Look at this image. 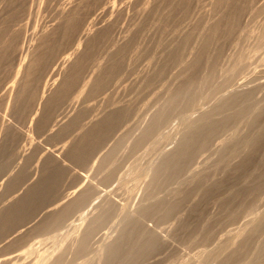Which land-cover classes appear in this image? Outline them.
Segmentation results:
<instances>
[{"label": "rangeland", "instance_id": "374dc122", "mask_svg": "<svg viewBox=\"0 0 264 264\" xmlns=\"http://www.w3.org/2000/svg\"><path fill=\"white\" fill-rule=\"evenodd\" d=\"M175 1L177 0H0V25L4 23L6 26H1L5 31L0 29L3 33L0 36V49L5 51L11 42L6 49H10L9 55L3 60L0 59V214L20 198L18 195L24 196L39 183L49 168H52L50 165L60 161L57 165L64 171L55 183L54 194L51 193L41 202L44 205L38 204L36 210L29 214L31 216H26V219L18 221V224H13L14 228L11 226L0 233V264H117L115 262L119 260L114 262L110 258L112 250L117 247L116 243L121 242L118 243L121 246L120 255H124L134 246L142 245L146 237L148 240L149 237L157 240H149V244L147 242L145 246L142 245L139 254H134L128 264H146V260L147 264H264V0H232L233 3L227 0H178L185 8L178 6V1V4H173ZM76 6L85 15H81L80 30L62 44L41 69L39 80L34 84L37 95L29 107H26L28 111L19 98L25 82L24 77L26 78L24 73L36 52H40L37 50L41 49L43 35L62 25L66 16L77 8ZM216 21L220 23L213 33L211 25ZM98 30L103 31L104 38L86 60L77 85L75 83L69 91L71 93L62 99L56 109L54 108L53 115L51 114L49 121L44 123L45 126H38V121L44 114L45 101L50 99L54 91L68 78L71 64L87 48L90 36ZM206 36L210 39L206 50L208 52L201 56ZM184 37L187 42L182 49ZM13 38L18 40L14 39L12 42ZM13 46L15 48L11 50ZM173 47L181 49L182 53L178 56L180 58L176 59L174 52L177 49L174 50ZM199 56V67L195 69L194 63V66H189ZM116 60L120 61V64L106 82L108 84L105 83L93 91L95 80L104 74V70L106 71L112 63L116 64ZM136 65L137 67L133 68ZM192 67L195 70H192ZM186 70L187 75L192 76L189 94L181 95L177 99L179 102L174 103L176 105H168L170 95L185 77ZM113 76L116 79L119 76L118 82ZM80 85H83L82 88ZM130 85L135 86L129 87ZM138 90L146 94L141 95ZM90 92L94 93V96L91 97ZM109 93L112 98L108 95L105 99ZM89 94L90 96H86ZM138 94L142 100H139ZM110 98L114 99L115 104L110 103ZM71 100L78 101L72 104ZM91 100H95L97 104L95 101L90 103L93 102ZM133 104H136V107ZM65 105H68V110ZM94 106L95 109H100V113L96 110L98 115L95 114ZM126 106H129V110ZM66 111H72V114L75 112L73 118L71 113L69 115ZM89 111L92 114H87ZM118 111H121L122 115L124 112L126 116L121 115V120L115 122L105 133L110 138L103 135L107 138L106 141L101 137L99 142L91 147V152H87L89 158L84 156L87 160H79L74 156L72 151L77 144L75 142H80L82 134L97 122L93 120L103 119L107 114ZM78 115L81 119H78ZM89 115H93L91 119ZM99 115H102L101 118ZM65 119L68 120L63 121ZM67 122L71 124L67 126L66 131L62 126ZM133 125L138 127L134 128ZM51 126L55 130L52 133L47 129ZM150 126L154 128H149ZM152 129L155 137L150 135L153 133L150 132ZM129 130L133 131L132 135ZM67 134L69 138L65 137ZM114 136L115 141L112 139ZM61 137H65V140ZM123 139L125 140L122 141ZM54 140H57L58 145H62H59L61 149L55 145ZM126 140L128 143L125 144ZM65 142L70 144L69 148ZM94 150L96 152L92 153ZM98 158L100 159L96 163ZM39 159L46 164L39 162ZM244 162H247L246 166L241 167ZM28 164L34 168H29ZM118 165L120 168H117ZM74 168H80L79 172L76 171L77 174H74ZM103 168L106 171H103ZM211 184L213 188L210 187ZM57 185H61L60 188ZM20 186L22 187L19 188ZM183 188L187 189V192L183 191ZM72 190L74 191L71 192ZM184 194L191 199H186ZM7 195H11L12 199ZM80 198L82 200L79 202L77 199ZM72 199L77 200L76 205L64 212L61 209L65 206L64 201L66 200V203ZM178 203L179 205H176ZM42 215L44 216L41 217ZM138 227L142 228V232ZM129 237L136 240L130 241ZM140 252L143 253L142 257ZM151 252L154 253L150 256ZM144 254H147V257ZM137 256L143 260H136ZM106 257H109V260ZM149 259H152V263Z\"/></svg>", "mask_w": 264, "mask_h": 264}, {"label": "bare ground", "instance_id": "6f19581e", "mask_svg": "<svg viewBox=\"0 0 264 264\" xmlns=\"http://www.w3.org/2000/svg\"><path fill=\"white\" fill-rule=\"evenodd\" d=\"M15 1V0H14ZM93 1V0H92ZM178 1V0H177ZM177 1H175V2H173V4L174 3H176V4H178L177 3ZM179 1H181V2H184V1H182V0H179ZM178 1V2H179ZM228 2H234V1H232V0H227ZM237 1V0H236ZM236 1H235V3H236ZM11 2H12V0H11ZM17 2V1H16ZM82 2V1H81ZM186 2V1H185ZM242 2V1H241ZM14 3V2H13ZM12 3V4H13ZM83 3V2H82ZM212 3V2H211ZM80 4V3H79ZM114 4V3H113ZM175 4V5H176ZM231 4V3H230ZM81 6H82V4H80ZM89 5V4H88ZM175 5H173L174 6V8H175ZM179 5H181V3L179 2V4H178V6ZM186 5V4H185ZM96 6V5H95ZM172 6V7H173ZM184 5H181V7H183ZM188 6V5H187ZM77 7V6H76ZM83 7V6H82ZM87 7V6H86ZM109 7V6H108ZM107 7V8H108ZM128 7V6H127ZM89 8H90V6H89ZM183 8H185V6L183 7ZM209 8V7H208ZM90 10H92V8L90 9ZM40 12V11H39ZM84 12V11H83ZM153 12V11H152ZM179 13V12H178ZM230 14V13H229ZM81 15H83V13H81V10L77 7V8H74L73 10H71V12L66 16V19H65V21H64V23L62 24V25H58V27H56L55 29H53L52 31H48V33H45L44 35H43V40H42V45L40 46L41 47V49L40 50H37V51H40V52H36V48H35V51H34V53L36 52V54L33 56L34 58L32 59V62L29 64V67L26 69V72L24 73V75L26 76V78L24 77V83H25V86H24V83H23V90L20 92V96H19V98H20V102H24V107H25V109L26 110H28L29 111V109H27L26 107H29V105L31 104V102H32V100L35 98V96L37 95V92H35V83H36V81L37 80H39L38 79V77H39V74H40V72H41V69L45 66V64L47 63V61L49 60V58L50 57H52L53 56V54H54V52L55 51H57V49L58 48H60V46L62 45V44H64L65 42H67V41H69V39L71 38V37H73V35L77 32V31H79L80 29H79V27H80V25H81V22H82V17H81ZM200 15V14H199ZM83 16H85V15H83ZM87 16V15H86ZM230 16V15H229ZM94 19V18H93ZM229 19V18H228ZM7 21V20H6ZM92 22V21H91ZM229 22V21H228ZM2 23V22H1ZM215 24H213V26L211 25V28H212V32L214 33V31H215V29H217V27H218V25H219V23L220 22H218V21H216V22H214ZM8 25V24H7ZM173 25V24H172ZM193 25V24H192ZM261 25V24H260ZM1 26L3 27H5L6 28V26H5V24L3 23V24H1L0 25V29H2L1 28ZM152 27V26H151ZM90 28H88V30H89ZM189 29V28H188ZM3 30V29H2ZM2 30H0V31H2ZM220 30H222V29H220ZM3 31H5V30H3ZM106 31V30H105ZM187 31V30H186ZM14 32V31H13ZM107 32H109V31H107ZM142 32V31H141ZM141 32H140V34H141ZM155 32V31H154ZM167 32V31H166ZM181 33V32H180ZM17 34V33H16ZM107 34V33H106ZM139 34V35H140ZM195 34H196V32H195ZM207 34H209V33H207ZM3 35V33H1L0 32V36H2ZM15 37H16V35H15V32H14V34H13ZM84 35V34H83ZM209 35H212V34H209ZM209 35H207V36H209ZM219 35V34H218ZM257 35V34H256ZM260 35V34H259ZM14 36H12V37H14ZM104 35H103V31L101 32L100 30H98L97 31V33L96 34H94V35H92V36H90L91 38L89 39V42H87L88 43V45H87V48H85V50L79 55V57H78V59L77 60H75V62L73 63V64H71V66H70V68H71V70H70V73H68L69 74V76H67L66 78V80H64L62 83H61V85L59 86V88L56 90V91H54V94H53V96L50 98V99H46L47 101H45V109H43L44 110V114H43V117H42V119H40L39 121H38V126H41L42 127V125L46 122V121H49V117H50V115L52 114V111H54V108L57 106V105H59V103L62 101V99L64 98V97H66L69 93H71V92H69L72 88H73V86L75 85V83L76 82H78L77 81V79L79 78V76H80V72H81V69H82V67L84 66V64L86 63V60H88L89 58V56L91 55V53H92V51L98 46V44L100 43V41L102 40V38H104L103 37ZM206 36V37H207ZM213 36V35H212ZM212 36H209L210 38H212ZM11 37V38H12ZM109 37V36H108ZM113 37V36H112ZM186 37V36H185ZM184 37V39L182 40V44L183 45H181V48L183 47V46H185L184 44L187 42V38H185ZM194 37V36H193ZM204 38V39H206V40H204L203 41V44H202V55L201 56H203V54L205 53V52H208V51H206L208 48V45H209V41H210V39H208V37L207 38ZM1 38V37H0ZM139 38V37H138ZM2 39V38H1ZM14 39H16V40H18V38H13L12 40V42H14L15 40ZM74 39V38H73ZM80 39H82V38H80ZM147 39V38H146ZM11 39H9V41H10ZM133 40V39H132ZM141 40V39H140ZM142 40H144V39H142ZM8 41V40H7ZM82 41H83V39H82ZM86 41V40H85ZM181 41V40H180ZM136 41H134V43H135ZM1 43V42H0ZM3 43V42H2ZM71 43V42H70ZM80 43V42H79ZM129 43V42H128ZM138 43V42H137ZM201 43V42H200ZM5 44V43H4ZM6 44H8V43H6ZM109 44V43H108ZM132 44V43H131ZM143 44V43H142ZM181 44V43H180ZM10 45H11V42H10ZM9 44H8V46L7 47H9L10 46ZM12 45H14V43H12ZM79 45V44H78ZM3 46L4 45H2V48H3ZM132 46V45H131ZM137 46V45H136ZM1 47V46H0ZM6 47V49H8ZM77 47V46H76ZM80 47V46H79ZM176 47H177V45H176ZM14 48H15V46H13V47H11V50H14ZM38 48H39V46H38ZM37 48V49H38ZM174 48V47H173ZM5 49V48H4ZM5 49V51L2 49H0V51H2L1 53H0V59L1 60H3V59H5V57H7L6 55L8 54L9 55V50H6ZM129 49V48H128ZM175 49H177V48H174V50ZM179 49V48H178ZM177 49V50H178ZM183 49V48H182ZM73 50H75V48L73 49ZM73 50H72V52H73ZM77 50V49H76ZM96 50V49H95ZM176 50V51H177ZM78 51V50H77ZM175 51V52H176ZM9 52V53H8ZM71 52V53H72ZM110 52V51H109ZM136 52V51H135ZM137 52H139V51H137ZM171 52H173V50L171 51ZM174 52V54H175V56H176V59L177 58H180V57H178L181 53H182V51H181V49H179L178 51H177V53H175ZM130 53V52H129ZM185 53V52H184ZM158 54V53H157ZM172 54V56H173V53H171ZM28 56V55H27ZM57 56V55H56ZM66 56V55H65ZM69 56V55H68ZM156 56V55H155ZM9 57V56H8ZM72 57V56H71ZM31 58H32V56H31ZM136 58V57H135ZM134 58V59H135ZM138 58V57H137ZM172 58V57H171ZM11 59V58H10ZM50 59H52V58H50ZM63 59H65V58H63ZM194 59V58H193ZM119 60V59H118ZM200 60H201V57L199 56V57H197L196 59H194L193 61H192V63H191V65H189V66H194V65H192L193 63L195 64V66L196 67H194L195 69H197L198 67H199V65H200ZM137 61V60H136ZM2 62V61H1ZM116 64H111L107 69H106V71L104 70V74H102L97 80H95V82H94V84H93V86H92V90L94 91H96V89H98L100 86H102L103 84H105L107 81H108V79H110L111 77V75L114 73V71L117 69V67L119 66V64H120V61H117L116 60ZM134 62V61H133ZM130 63V62H129ZM128 63V64H129ZM132 63V62H131ZM0 64H2V63H0ZM134 64V63H133ZM137 64V63H136ZM165 65V64H164ZM126 66H127V64H126ZM130 67V66H129ZM128 67V68H129ZM135 67H137V65L136 66H134L133 68H135ZM188 67V66H187ZM84 68V67H83ZM121 68V67H120ZM191 68V67H190ZM104 69V68H103ZM137 69V68H136ZM189 68H187V70H188ZM195 69H193V67H192V70H195ZM82 70H84V69H82ZM131 70V69H130ZM134 70V69H133ZM185 70V69H184ZM187 70H186V75H184L185 77L183 78V80L180 82V84L175 88V90L173 91V93H172V95H170V99H169V101H168V105L170 104L171 106H173V104L175 103V102H177V99L178 98H180L181 97V95H183V96H185V95H187V94H189V90H188V88H190L191 87V84L189 85V83H190V81H191V79H192V76L190 77V75L188 76L187 75ZM190 70V69H189ZM191 70V71H192ZM190 71V72H191ZM133 72V71H132ZM131 72V73H132ZM155 72V71H154ZM130 73V74H131ZM135 73V72H134ZM189 73V72H188ZM128 74V73H127ZM83 75V74H82ZM195 75V74H194ZM196 76V75H195ZM119 77V76H118ZM118 77H117V79H118ZM129 78H130V76H128ZM113 78H115L114 76H113ZM125 78V77H124ZM194 78V77H193ZM116 78H115V80L118 82V80H117ZM147 79V78H146ZM180 80H181V78H179ZM124 80V79H123ZM137 80V79H136ZM142 80V79H141ZM179 80V81H180ZM86 81V80H85ZM120 81V80H119ZM151 81H152V79H151ZM178 81V80H177ZM115 82V81H114ZM114 82H113V85H114ZM130 82V81H129ZM136 82V81H135ZM142 82V81H141ZM85 83V82H84ZM110 83V82H109ZM122 83H123V81H122ZM122 83H120V84H122ZM127 83V82H126ZM192 83V82H191ZM106 84H108V83H106ZM111 84V83H110ZM119 84V85H120ZM130 84V83H129ZM128 84V85H129ZM142 84V83H141ZM145 84H146V82H145ZM149 84H151V83H149ZM172 84V83H171ZM34 85V88L33 89H31L32 88V86ZM76 85H77V83H76ZM124 85V84H123ZM189 85V86H188ZM81 86V88H82V86L83 85H80ZM80 86H78V87H80ZM85 86V85H84ZM116 86V85H115ZM122 86V85H121ZM132 86H135V85H132ZM131 85L129 86V87H132ZM153 86V85H152ZM77 87V86H76ZM75 87V88H76ZM91 87V86H90ZM155 87V86H154ZM20 88V87H19ZM86 88V87H85ZM126 88H127V86H126ZM134 88V87H133ZM78 89V88H77ZM105 89H107V88H105ZM122 89V88H121ZM135 89V88H134ZM154 89V88H153ZM81 90V89H80ZM91 90V91H92ZM107 90H109V89H107ZM110 90H112L111 88H110ZM128 90V89H127ZM148 90V89H147ZM150 90V89H149ZM159 90V89H158ZM113 91H115V90H113ZM121 91V90H120ZM123 91V90H122ZM126 91V90H125ZM129 91V90H128ZM138 91H140V90H138ZM142 91V90H141ZM140 91V93L139 94H141V95H144V94H146V92L143 94V92H141ZM154 91V90H153ZM81 92V91H80ZM83 92V91H82ZM106 92V91H105ZM110 92V91H109ZM117 92V91H116ZM118 92H119V90H118ZM156 92V91H155ZM108 93V92H107ZM121 93V92H120ZM128 93V92H127ZM148 93V92H147ZM152 93V92H151ZM159 93H160V91H159ZM40 94V93H39ZM90 94H91V92H90ZM90 94L89 95H86V96H90ZM93 94V95H92ZM91 94V97L92 96H94V93H92ZM137 95L138 97L140 96V95ZM155 94V93H154ZM70 95H72V94H70ZM96 95V94H95ZM106 95V94H105ZM105 95H103V96H105ZM108 95H110V93L109 94H107V96L105 97V99H107V97H108ZM116 95V94H115ZM121 95H122V93H121ZM136 95V94H135ZM149 95V93L147 94V96ZM43 96H45V95H43ZM98 96V95H97ZM127 96V95H126ZM129 96V95H128ZM131 96V95H130ZM137 96H135V97H137ZM150 96V95H149ZM148 96V98H150ZM18 97V96H17ZM110 97H111V95H110ZM132 98H133V96H131ZM130 97V98H131ZM134 97V98H135ZM39 98H43V97H39ZM76 98V97H75ZM94 98V97H93ZM100 98H101V96H100ZM112 98V97H111ZM110 98V100H112V101H110V103H112V105L113 104H115V103H113L114 101V99H111ZM118 98V97H117ZM140 99L139 100H142L141 99V96L139 97ZM152 98V97H151ZM79 99V98H78ZM81 99H82V97H81ZM84 99V98H83ZM88 99H89V97H88ZM95 99V98H94ZM104 99V98H103ZM109 99V98H108ZM128 99V98H127ZM143 99H144V97H143ZM157 99H158V97H157ZM39 100V99H38ZM76 100V99H75ZM80 100V99H79ZM130 100V99H129ZM148 100V99H147ZM152 100V99H151ZM72 101V100H71ZM70 101V102H71ZM78 101V100H77ZM76 101V102H77ZM88 101V100H87ZM91 101H93V100H91ZM95 101V100H94ZM94 101L93 102H90V103H94ZM103 101V100H102ZM109 101V100H108ZM108 101H107V103H108ZM117 101V100H116ZM125 101H126V99H125ZM138 101V100H137ZM23 102H22V104H23ZM73 102V101H72ZM75 101L72 103V104H75L76 103ZM81 102V101H80ZM83 102H84V100H83ZM82 102V103H83ZM86 102V101H85ZM122 102H123V100H122ZM139 102V101H138ZM179 102V101H178ZM177 102V103H178ZM66 103V102H65ZM95 103H96V101H95ZM100 103H101V101H100ZM104 103V102H103ZM118 102H116V104H117ZM128 103H130L129 101H128ZM142 103V102H141ZM149 103H150V101H149ZM32 104H34V103H32ZM80 104V103H79ZM88 104V103H87ZM97 104V103H96ZM99 104V103H98ZM106 104V103H105ZM122 104V103H121ZM120 104V105H121ZM137 104V103H136ZM136 104H133L134 106L136 105ZM143 104H146V103H143ZM61 105H62V103H61ZM71 105V104H70ZM76 105H78V104H76ZM142 105V104H141ZM149 105V104H148ZM174 105H176V104H174ZM33 106V105H32ZM65 106H67L66 107V109L68 108V105H65ZM75 106V105H74ZM73 106V107H74ZM80 106H81V104H80ZM89 107L90 106H92V104L91 105H88ZM87 106V107H88ZM97 106V105H96ZM96 106H94V109H95V107ZM102 106V105H101ZM107 106H109V105H107ZM115 106V105H114ZM123 106H125V104L123 105ZM122 106V107H123ZM131 106V105H130ZM139 106V105H138ZM59 107V106H58ZM72 107V106H71ZM103 107V106H102ZM119 107V106H118ZM121 107V106H120ZM127 108L126 109H128L129 110V106H126ZM136 107V106H135ZM57 108V107H56ZM55 108V109H56ZM81 108V107H80ZM85 108V107H84ZM110 108V107H109ZM109 108H107V109H109ZM116 108H117V106H116ZM75 109H76V107H75ZM106 109V108H105ZM112 109V108H111ZM114 109V108H113ZM123 109H124V107H123ZM122 109V110H123ZM132 109H134V107L132 108ZM156 109V108H155ZM23 110H24V108H23ZM61 110V109H60ZM68 110V109H67ZM82 111L83 110H85V109H81ZM81 110H79V111H81ZM96 110L97 109H95V114L97 113L96 112ZM98 110H99V113H100V109L98 108ZM97 110V111H98ZM135 110V109H134ZM25 111V110H24ZM63 111H64V109H63ZM77 111V110H76ZM87 111V110H86ZM101 111H102V108H101ZM107 111V110H106ZM125 111V110H124ZM127 111V110H126ZM130 111H131V109H130ZM68 111H66V113H67ZM90 112V111H89ZM108 112H109V110H108ZM107 112V113H108ZM128 112V111H127ZM131 112H133V111H131ZM163 112V111H162ZM64 113V112H63ZM63 113H59V114H61V115H63ZM69 113V112H68ZM71 113V117L73 118V115H74V113L72 114V111L70 112ZM70 113H69V115H70ZM79 113V112H78ZM83 113V112H82ZM85 113V112H84ZM87 113V112H86ZM94 113V112H93ZM99 113H97L96 115H98ZM109 113H111V112H109ZM113 113V112H112ZM56 114V113H55ZM54 114V116H56ZM65 114V113H64ZM81 113H79V115H80ZM87 114H92L91 112L90 113H87ZM128 114V113H127ZM130 114V113H129ZM132 114V113H131ZM130 114V115H131ZM136 114H137V112H136ZM53 115V114H52ZM77 115V114H76ZM78 115V116H79ZM84 115V114H83ZM103 115V114H102ZM102 115H99L100 116V118H101V116ZM122 115V112L121 111H118V112H116V113H113V114H110V115H108L107 114V117H104L103 119H100V120H97V118H96V120H93V121H97V122H95V123H93V126L90 128V130H87L84 134H82L83 135V138L81 139V141L80 142H75V143H77L76 145H75V147H73L74 148V150L71 148V146H70V148L73 150L72 151V153H73V155L74 156H76L77 158H79V160H82V158H84V156L86 155V154H88L87 152L91 149V147L92 146H94L95 145V143L97 144V141L101 138V137H103V135H105V133H107V131L108 130H110V127L115 123V122H117L118 120H121V118H119L120 116ZM139 115V114H138ZM159 115V114H158ZM59 116V115H58ZM90 116V115H89ZM93 116V115H92ZM92 116H90V119H91V117ZM122 116H126V115H124V112H123V115ZM133 116V115H132ZM76 117V116H75ZM130 117V116H129ZM134 117H135V114H134ZM196 117V116H195ZM34 118V117H33ZM59 118V117H58ZM57 118V119H58ZM63 118V116L61 117V119ZM65 118V117H64ZM67 118V117H66ZM70 118V117H69ZM119 118V119H118ZM132 117H130V119H131ZM139 118V117H138ZM194 118V117H193ZM204 118V117H203ZM48 119V120H47ZM56 119V120H57ZM61 119H60V121H61ZM78 119H81L80 118V116H79V118ZM86 119V118H85ZM92 119H94V118H92ZM152 119V118H151ZM209 119V118H208ZM11 120V119H10ZM52 120V119H51ZM54 120H55V118H54ZM66 120H68V119H65V120H63V121H66ZM70 120H72V119H70ZM74 120H77V119H75L74 118ZM73 120V121H74ZM82 120H83V118H82ZM82 120H81V122H82ZM123 120H124V118H123ZM148 120V119H147ZM206 120V119H205ZM90 121V120H89ZM89 121H88V123H89ZM92 121V122H93ZM131 121V120H130ZM139 121V120H138ZM142 121V120H141ZM54 122V124H55V121H53ZM78 122H80V121H77V123ZM85 121L83 120V123H84ZM135 122H137V120L135 121ZM140 122V121H139ZM48 123V122H47ZM74 123V122H73ZM72 123V125H75V124H73ZM91 123V122H90ZM119 123V122H118ZM118 123H116L117 125H118ZM123 123V122H122ZM151 123V122H150ZM189 123V122H188ZM71 123H65L63 126H62V129L63 128H65L64 130H66L67 129V126L68 125H70ZM80 124V123H79ZM85 124V123H84ZM92 124V123H91ZM120 124V123H119ZM124 124V123H123ZM139 124V123H138ZM147 124V123H146ZM49 125V124H48ZM50 125H51V123H50ZM56 125V124H55ZM61 125V124H60ZM59 125V126H60ZM78 125V124H77ZM83 125V124H82ZM116 125V126H117ZM121 125V124H120ZM142 125V124H141ZM154 125V124H153ZM37 126V127H38ZM44 126H45V124H44ZM54 126V125H53ZM80 126V125H79ZM78 126V127H79ZM85 126V125H84ZM88 126V124L86 125V127ZM134 126V125H133ZM133 126H130V127H133ZM138 127V125H135L134 126V128L135 127ZM157 126V125H156ZM73 127V126H72ZM120 128H121V126H119ZM128 127V126H127ZM153 127V126H152ZM151 126L149 127V128H152ZM54 128V127H53ZM52 128V126H51V128L49 129L48 127H47V129L48 130H50V132L52 133V132H54L55 130ZM57 128H59L58 127V123H57ZM83 128V127H82ZM140 128V127H139ZM154 128V127H153ZM159 128V127H158ZM195 128V127H194ZM39 129H40V127H39ZM53 129V130H52ZM61 129V131H63ZM86 129V128H85ZM137 129V128H136ZM41 130V129H40ZM42 130H43V128H42ZM52 130V131H51ZM57 130V129H56ZM76 130H77V128H76ZM111 130H113V128H111ZM121 130V129H120ZM126 130V129H125ZM131 130V129H130ZM129 130V131H130ZM149 130V129H148ZM148 130H146L147 132H148ZM153 130L154 129H152V130H150V132H153ZM30 131V130H29ZM44 131V130H43ZM67 131V130H66ZM70 132H72V130H69ZM78 131V130H77ZM84 131V130H83ZM115 131V130H114ZM156 131V130H155ZM42 132V131H41ZM69 132V133H70ZM74 132V131H73ZM113 132V131H112ZM117 132H119V131H117ZM117 132H116V134H117ZM131 132H133V131H130V134H131ZM143 132V131H142ZM46 133H47V131H46ZM56 133V132H55ZM63 133V132H62ZM75 133V132H74ZM79 133V132H78ZM120 133H122V132H120ZM123 133H124V131H123ZM127 133V132H126ZM65 134V133H64ZM147 134V136H149L148 135V133H146ZM150 134V133H149ZM154 135L155 133L153 132V133H151L150 135ZM38 135V134H37ZM41 135H42V133H41ZM43 135H44V133H43ZM42 135V136H43ZM50 135V134H49ZM52 135V134H51ZM59 135V134H58ZM82 135H81V137H82ZM125 135H127V134H125ZM129 135V134H128ZM132 135V134H131ZM47 136H48V134H47ZM54 136V135H53ZM63 136V135H62ZM106 136V135H105ZM117 136H119V137H121L120 135H117ZM122 136H123V134H122ZM146 136V137H147ZM157 136V135H156ZM45 137V136H44ZM43 137V138H44ZM58 137V136H57ZM65 137H67V138H69V135L67 134V136H65ZM64 137V138H65ZM80 137V138H81ZM107 138H108V136H106ZM119 137H117V139L119 138ZM124 137V136H123ZM146 137L144 138V139H146ZM154 137H155V135H154ZM42 138V139H43ZM54 138H56V137H54ZM53 138V139H54ZM62 138V137H61ZM60 138V140H65L64 138H62L61 139ZM73 138V137H72ZM75 138V137H74ZM105 137H103V139H104ZM107 138H105V141H106V139ZM110 138V137H109ZM108 138V139H109ZM112 138V137H111ZM127 138H129V137H127ZM58 139V138H57ZM113 140L115 139V136L112 138ZM130 139H131V137H130ZM143 139V140H144ZM150 139V138H149ZM44 140V139H43ZM45 140H47V139H45ZM44 140V141H45ZM59 140V139H58ZM77 140V139H76ZM116 140V139H115ZM114 140V141H115ZM125 139H123L122 141H124ZM50 141V140H49ZM57 141V140H56ZM55 140H54V142L56 143L55 145H58V143L56 142ZM68 141V140H67ZM102 141V140H101ZM109 142H110V140H108ZM128 141H129V139H128ZM128 141L126 140L125 141V144L126 143H128ZM60 142V141H59ZM99 142V141H98ZM49 143V142H48ZM62 143H64V142H62ZM67 143V145L66 146H68V148H69V145H68V142H65V144ZM75 143H73V144H75ZM101 143H103V142H101ZM111 143H113L112 141H111ZM148 143V142H147ZM108 144V143H107ZM116 144V143H115ZM118 144V143H117ZM49 145V144H48ZM48 145H45V146H48ZM60 145V144H59ZM58 145V147L60 148V146H62V145H60L59 146ZM72 145V144H71ZM102 145V144H101ZM105 145V144H104ZM109 145H111V144H109ZM121 145V144H120ZM35 146V145H34ZM39 146V145H38ZM65 146V145H64ZM123 146H125V145H123ZM25 147V146H24ZM42 147V146H41ZM57 147V146H56ZM99 147H101V146H99ZM106 147V146H105ZM118 147H120L119 145H118ZM35 148V147H34ZM52 148V147H51ZM54 148V147H53ZM52 148V149H53ZM58 148V149H59ZM103 148V147H102ZM120 148H123V147H120ZM36 149V148H35ZM61 149V148H60ZM94 149H96V148H94ZM106 149V148H105ZM113 149H115V150H117L116 148H114L113 147ZM137 149V148H136ZM37 150V149H36ZM35 150V151H36ZM43 150H46V149H43ZM49 150V149H48ZM55 150V149H54ZM107 151L109 150V147H108V149H106ZM125 150V149H124ZM127 150V149H126ZM42 151V150H41ZM57 151V150H56ZM70 151V150H69ZM96 151H97V149H96ZM95 150L94 151H92V153L93 152H96ZM105 151V150H104ZM114 151V150H113ZM118 151V150H117ZM119 151H121V150H119ZM32 152H34V150L32 151ZM36 152H39V151H36ZM45 152V151H44ZM66 152V151H65ZM89 152H91V151H89ZM100 152V151H99ZM255 152V151H254ZM41 153V152H40ZM69 153H71V151L69 152ZM71 153V154H72ZM103 153V152H102ZM110 153V152H109ZM112 153V152H111ZM110 153V154H111ZM119 153V152H118ZM118 153H116V154H118ZM17 154V153H16ZM32 154V153H31ZM49 154V153H48ZM56 154H57V152H56ZM59 154V153H58ZM95 154V153H94ZM114 154V153H113ZM112 154V155H113ZM39 155V154H38ZM37 155V156H38ZM43 155H45V154H43ZM43 155H42V157H43ZM47 155V154H46ZM50 155H51V153H50ZM93 155V154H92ZM99 155V154H98ZM97 154H96V156H98ZM102 155V154H101ZM107 155V154H106ZM111 155V156H112ZM119 155H120V153H119ZM62 156V155H61ZM66 156V155H65ZM70 156V155H69ZM87 156L88 155H86V158H87ZM95 156V155H94ZM100 156V155H99ZM98 156V157H99ZM122 156H123V154H122ZM26 157H27V155H26ZM46 157V156H45ZM55 157V156H54ZM73 157V156H72ZM72 157H71V159H72ZM110 157V156H109ZM238 157V156H237ZM10 158V157H9ZM34 158H36V157H34ZM39 158V157H38ZM63 158V157H62ZM66 158V157H65ZM75 158V157H74ZM89 158V157H88ZM87 158V159H88ZM113 158H115V157H112V159ZM40 159H42L41 157H40ZM39 159V162L41 161V162H43L42 160H40ZM85 159V158H84ZM87 159H85V160H87ZM92 159V158H91ZM100 158H98L97 159V161H96V163L98 162V160H99ZM105 159V158H104ZM119 159V158H118ZM49 160V159H48ZM78 160V159H77ZM78 160V161H79ZM92 160H94V159H92ZM51 161V160H50ZM68 161V160H67ZM91 161V160H90ZM114 161H116V160H114ZM114 161H112V162H114ZM118 161V160H117ZM237 161H238V159H237ZM29 162V161H28ZM36 163H37V161H35ZM45 162V161H44ZM43 162V163H44ZM49 162V161H48ZM52 162H54V160L52 161ZM51 162V163H52ZM60 162V161H59ZM58 162V163H59ZM73 162H75V160L73 161ZM82 162V161H81ZM84 162V161H83ZM108 162V161H107ZM120 162V161H119ZM57 163V164H58ZM84 163H86V162H84ZM83 163V164H84ZM88 163V162H87ZM92 163V162H91ZM95 163V164H96ZM239 163V162H238ZM32 164V163H31ZM30 164V165H31ZM35 163H33V165H34ZM42 164V163H41ZM45 164H46V162H45ZM57 164H52V165H50V167L52 166V168H49V171L48 172H46L45 173V175H43L44 177H42V180L41 181H39V183H37L36 185H34L31 189H29L28 190V192L24 195V196H22L20 193V195L22 196H20V195H18L17 197H20V198H15L16 199V201L13 203V204H11V205H9V207L8 208H6V209H4L3 210V212L0 214V233L1 232H3V231H6V229H8L9 227H11L13 224H15V223H17L18 221H20L21 222V220H23V219H26L25 217L26 216H28L33 210H36L35 209V207L39 204L40 205V203L41 202H43V201H45L44 199L48 196L49 197V195H51V193H53V188H54V186H55V183H56V181H58L57 179H58V177L59 176H61L62 175V173L64 174V171L63 170H61V168L57 165ZM68 164H70V163H68ZM79 164H81V163H79ZM93 164V163H92ZM92 164H90V165H92ZM101 164V163H100ZM103 164V163H102ZM109 164H110V161H109ZM246 164H247V162H244L242 165H241V167H245L246 166ZM249 164V163H248ZM36 165V164H35ZM34 165V166H35ZM38 165H39V163H38ZM77 165H78V162H77ZM87 165V167H89V165L88 164H86ZM94 165V164H93ZM92 165V166H93ZM238 165V164H237ZM28 166H29V164H28ZM34 166H29V168L31 167V169L32 168H34ZM44 165H42V167H43ZM73 166V165H72ZM84 166H85V164H84ZM102 166V165H101ZM100 166V167H101ZM104 166H105V164H104ZM107 166V165H106ZM105 166V167H106ZM109 166V165H108ZM116 166V165H115ZM39 167V166H38ZM41 167V166H40ZM41 167V168H42ZM48 167V166H47ZM62 167V166H61ZM86 167V166H85ZM84 167V168H85ZM94 167H95V165H94ZM103 167V166H102ZM104 167V168H105ZM120 168V165H118L117 166V168ZM238 167V166H237ZM236 167V168H237ZM44 169L46 168V167H43ZM42 168V169H43ZM65 168V167H64ZM73 168V167H72ZM77 168V167H76ZM76 168H74L75 169V172H74V174L76 173V171H78V170H80V168L79 169H77L76 170ZM92 168V167H91ZM103 168V171L106 169H104ZM109 168V167H108ZM110 168H112V167H110ZM115 168V167H114ZM166 168H168L167 166H166ZM177 168V167H176ZM99 169V168H98ZM101 169V168H100ZM163 169H164V167H163ZM239 169V168H238ZM65 170V169H64ZM69 170V169H68ZM97 170V169H96ZM110 170V169H109ZM118 170V169H117ZM167 170V169H166ZM31 171H33V170H31ZM41 171V170H40ZM62 171V172H61ZM86 171V170H85ZM89 171H91V170H87V172H89ZM94 171V170H93ZM92 171V172H93ZM106 171V170H105ZM164 171V170H163ZM178 171V170H177ZM71 172V171H70ZM70 172H67V173H70ZM79 172V171H78ZM82 172V171H81ZM86 172V173H87ZM91 172V173H92ZM96 172V171H95ZM102 172V171H101ZM101 172H99L98 171V173H101ZM117 172V171H116ZM161 172H162V170H161ZM167 172V171H166ZM42 173H44V172H42ZM83 173H85V172H83ZM107 173H108V171H107ZM29 174V173H28ZM33 173L31 172V175H32ZM61 174V175H60ZM72 174H73V172H72ZM77 174V173H76ZM81 174V173H80ZM113 174V173H112ZM115 174H117V173H115ZM27 175V174H26ZM42 175V174H41ZM71 175V174H70ZM79 175V174H78ZM77 175V176H78ZM91 175V174H90ZM89 175V176H90ZM104 175V174H103ZM30 176V175H29ZM64 177H65V175H63ZM69 176V175H68ZM67 176V177H68ZM76 176V177H77ZM79 176H81V175H79ZM83 176V175H82ZM86 176H87V174H86ZM93 176V175H92ZM97 176V175H96ZM100 176H102L101 174H100ZM72 177H73V175H72ZM76 177H74V179L76 178ZM26 178V177H25ZM31 178V177H30ZM80 178V177H79ZM85 178V177H84ZM102 178V177H101ZM39 179H41V178H39ZM63 179V178H62ZM69 179H70V177H69ZM73 179V178H72ZM99 179V178H98ZM202 179V178H201ZM20 180H22V179H20ZM26 180V179H25ZM28 180H29V178H28ZM38 180V179H37ZM82 180V179H81ZM81 180H79V181H81ZM87 180V179H86ZM85 180V181H86ZM198 180L199 179H197V182H198ZM16 181V180H15ZM66 181V180H65ZM67 181H68V178H67ZM84 181V180H83ZM83 181H81V182H83ZM208 181V180H207ZM11 182V181H10ZM18 182H19V180H18ZM20 182H22V181H20ZM60 182V181H59ZM81 182H79V183H81ZM13 183V182H12ZM23 183H24V181H23ZM35 183V182H34ZM63 183V182H62ZM61 183V184H62ZM69 183V182H68ZM77 183V182H76ZM85 183V182H84ZM163 183V182H162ZM209 183H211V182H209ZM26 184V183H25ZM27 184H29L28 183V181H27ZM30 184H31V182H30ZM60 184V183H59ZM65 185H66V183H64ZM24 185V184H23ZM64 185V186H65ZM70 185V184H69ZM28 186V185H27ZM27 186H25V187H27ZM57 186H59L58 188H60V186L61 185H57ZM63 186V185H62ZM67 186V185H66ZM71 186V185H70ZM74 186V185H73ZM72 186V187H73ZM13 187V189H15L14 188V186H12ZM22 186H20L19 188H21ZM24 187V186H23ZM29 187V186H28ZM77 187V186H76ZM81 186L79 185V188H80ZM83 187V186H82ZM210 187H212L213 188V186H212V184L210 185ZM63 188V187H62ZM61 188V189H62ZM74 188V187H73ZM189 188V187H188ZM193 188V187H192ZM23 189V188H22ZM21 189V190H22ZM65 189V188H64ZM71 189V188H70ZM152 189V188H151ZM195 189V188H194ZM218 189V188H217ZM16 190V189H15ZM14 190V191H15ZM18 190V189H17ZM26 190V189H25ZM56 190L57 189H55L54 190V192H56ZM66 190H68V189H66ZM78 190V189H77ZM122 190V189H121ZM187 190V189H186ZM184 188H183V191H186ZM24 191V190H23ZM59 191V190H58ZM63 191V190H62ZM61 191V192H62ZM70 191V190H69ZM74 190H72L71 192H73ZM182 191V192H183ZM193 191V190H192ZM196 191V190H195ZM17 192V191H16ZM60 192V193H61ZM64 192V191H63ZM187 192V191H186ZM188 192H189V189H188ZM13 193V192H12ZM11 193V194H12ZM24 192H22V194H23ZM58 193V192H57ZM59 193V194H60ZM175 193V192H174ZM194 193V192H193ZM207 193V192H206ZM7 194V193H6ZM15 194V193H14ZM18 194V193H17ZM54 194V193H53ZM52 194V195H53ZM74 194V193H73ZM152 194V193H151ZM177 194H178V191H177ZM186 194V193H185ZM184 194V195H185ZM191 194V193H190ZM72 195V194H71ZM70 195V196H71ZM11 195H7V197H9V198H11L10 197ZM13 196H15V195H13ZM59 196V195H58ZM160 196V195H159ZM162 196V195H161ZM177 196V195H176ZM187 195H185L184 197H186ZM194 196V195H193ZM53 197V196H52ZM61 197H62V195H61ZM64 197V196H63ZM66 197H68V196H66ZM175 197V196H174ZM211 197V196H210ZM56 198V197H55ZM59 198V197H58ZM81 198H83L82 196H81ZM77 199L79 202L82 200V199ZM85 198V197H84ZM176 198H178L179 199V197H176ZM190 197H186V199H189ZM6 199H8V198H6ZM12 199V198H11ZM60 199V198H59ZM63 199V198H62ZM61 199V200H62ZM191 199V198H190ZM239 199V198H238ZM9 200V199H8ZM60 200V201H61ZM77 200L76 199H72V200H70V201H67L66 203H65V201H64V204H65V206L63 207L62 205V207L63 208H61V209H63V211L65 212V210H68L69 208H71V207H73L74 205H76V202H77ZM197 200V199H196ZM11 201V200H10ZM50 201H51V199H50ZM179 201V200H178ZM181 202H182V200H180ZM189 201V200H188ZM12 202V201H11ZM11 202H9V204L11 203ZM62 202V201H61ZM181 202H180V204H181ZM7 203V202H6ZM45 203V202H44ZM47 203V202H46ZM174 203V202H173ZM41 204H43V203H41ZM48 204H49V202H48ZM56 204H58V203H56ZM165 204V203H164ZM187 204V203H186ZM185 204V205H186ZM44 205V204H43ZM46 205V204H45ZM166 205V204H165ZM173 205V207H174V204H172ZM176 205H179V203L178 204H176ZM8 206V205H7ZM6 206V207H7ZM163 206V205H162ZM51 207H52V205H51ZM59 207V206H58ZM161 207V206H160ZM164 207V206H163ZM166 207H167V205H166ZM171 207V206H170ZM173 207H171V208H173ZM178 207V206H177ZM37 208V207H36ZM44 208V207H43ZM42 208V209H43ZM47 208V207H46ZM158 208V207H157ZM162 208V207H161ZM174 208H176V207H174ZM183 208V207H182ZM40 209H41V207H40ZM40 209H39V211H40ZM41 209V210H42ZM155 210H156V208H154ZM159 209V208H158ZM166 209V208H165ZM168 209H170L169 208V205H168ZM43 210H45V208L43 209ZM162 210V209H161ZM161 210H159L160 212H161ZM164 210V209H163ZM179 210H181V209H179ZM2 211V210H1ZM47 211V210H46ZM152 211H153V209H152ZM158 211V212H159ZM183 212V211H182ZM34 213V212H33ZM46 213V212H45ZM40 214V213H39ZM38 214V215H39ZM43 214V213H42ZM146 214V213H145ZM148 214H150L149 212H148ZM147 214V215H148ZM36 215V214H35ZM35 215H33V216H35ZM180 215V214H179ZM29 216H31V215H29ZM44 215H42L41 217H43ZM90 216V215H89ZM166 217H167V215H165ZM164 217V216H163ZM175 217H176V214H175ZM28 218V217H27ZM35 218V217H34ZM37 218V217H36ZM173 218V217H172ZM29 219H30V217H29ZM32 219V218H31ZM39 219V218H38ZM153 219V218H152ZM155 219V218H154ZM167 219H169V217L167 218ZM171 219V218H170ZM174 219V218H173ZM28 220V219H27ZM146 220V219H145ZM150 220V219H149ZM148 220V221H149ZM157 220V219H156ZM164 219H162V221H163ZM190 220V219H189ZM32 221V220H31ZM34 221H35V219H34ZM37 221V220H36ZM39 221V220H38ZM151 221V220H150ZM155 221V220H154ZM159 221H161V220H159ZM166 221V220H165ZM164 221V222H165ZM171 221H172V219H171ZM29 222V221H28ZM31 223V222H30ZM29 223V224H30ZM40 223V222H39ZM141 223V222H140ZM154 223V222H153ZM171 223V222H170ZM18 224V223H17ZM20 224V223H19ZM22 224V223H21ZM34 224V223H33ZM152 224V223H151ZM151 224H147V225H151ZM157 224V223H156ZM162 224V223H161ZM26 225H28L27 223H26ZM25 225V226H26ZM32 225V224H31ZM38 225H40V224H38ZM144 225V224H143ZM146 225V224H145ZM166 225V224H165ZM16 226V225H15ZM32 226H34V225H32ZM152 226V225H151ZM150 226V227H151ZM158 226V225H157ZM163 226V225H162ZM22 227H24V226H22ZM28 227V226H27ZM30 227V226H29ZM135 226H133V228H134ZM142 227V226H141ZM139 228L140 229V231L142 232V228ZM145 227V226H144ZM156 227V226H155ZM160 227V226H159ZM158 227V228H159ZM11 228H14L13 226L11 227ZM19 228H21V227H19ZM19 228H17V229H19ZM26 228V227H25ZM133 228H131V229H133ZM146 228V227H145ZM144 228V229H145ZM157 228V229H158ZM163 228V227H162ZM166 228V227H165ZM16 229V228H15ZM105 229V228H104ZM143 229V230H144ZM151 229V228H150ZM156 229V228H155ZM154 229V230H155ZM156 229V230H157ZM159 229H161V227L159 228ZM158 229V230H159ZM167 229H169V228H167ZM11 230V229H10ZM13 230V229H12ZM137 230L138 229H136V233H137ZM17 231V230H16ZM131 231V230H130ZM140 231H138V232H140ZM151 231H152V229H151ZM160 231V230H159ZM165 231H166V229H165ZM124 232V231H123ZM126 232H128V231H126ZM125 232V233H126ZM132 232V231H131ZM131 232H128V233H130L131 234ZM134 232V231H133ZM161 232V231H160ZM163 232V231H162ZM168 232V231H167ZM10 233H11V231H10ZM125 233H124V235H125ZM127 233V234H128ZM151 233V232H150ZM165 233V232H164ZM4 234V233H3ZM134 234V233H133ZM138 234V233H137ZM142 234V233H141ZM149 234V233H148ZM154 234H156V233H154ZM12 235V234H11ZM132 235V234H131ZM135 235V234H134ZM145 235V234H144ZM2 236V235H1ZM6 236V235H5ZM9 236V235H8ZM97 236V235H96ZM148 237H149V235H147ZM158 236V235H157ZM3 237V236H2ZM17 237V236H16ZM99 237V236H98ZM135 237V236H134ZM141 237H142V235H141ZM129 238H131V237H129ZM150 239V241H152V240H154V238L153 237H149ZM153 238V239H152ZM169 238V237H168ZM5 239V238H4ZM134 238H131L130 239V241L131 240H133ZM138 239V238H137ZM146 239H147V237H146ZM145 239V241L144 242H142V245H144V244H146L147 242V244H149V240L147 239L146 240ZM134 240H136V239H134ZM141 240V239H140ZM139 240V241H140ZM157 239H155L154 241H156ZM174 240V239H173ZM13 241V240H12ZM116 241H117V239H116ZM141 241H143V240H141ZM136 242V241H135ZM153 242V241H152ZM118 243H121V242H118ZM118 243H116L117 244V247H115L113 250H112V257H110V258H112L113 260H114V262L116 261V260H119V261H117V262H115V263H117V264H126L130 259H131V257L135 254L136 255V253H138L139 254V251H141L140 250V248H141V244L139 245V243H138V245L139 246H137L136 245V247L134 246V248H132L131 249V247H129L131 250H128L129 252L127 253V248L128 247H125L126 249V253L127 254H122V255H120V248H121V246H119L118 245ZM137 243V242H136ZM159 243V242H158ZM112 244V243H111ZM125 244V243H124ZM123 244V245H124ZM156 244H157V242H156ZM69 245V244H68ZM122 245V246H123ZM127 245V244H126ZM126 245H124V246H126ZM135 245V244H134ZM168 245V244H167ZM111 246V245H110ZM131 246V245H130ZM145 246V245H144ZM148 246V245H147ZM152 246V245H151ZM150 246V247H151ZM154 246V245H153ZM152 246V247H153ZM158 246V245H157ZM156 246V247H157ZM65 247V246H64ZM120 247V248H119ZM132 247H133V245H132ZM143 247V246H142ZM155 247V248H156ZM159 247H161V245L159 246ZM144 248H146V247H144ZM144 248L142 249V250H144ZM155 248L153 249V250H155ZM123 249V248H122ZM158 249V248H157ZM109 251V250H108ZM148 251H149V248H148ZM147 251V252H148ZM151 251V250H150ZM159 251H160V249H159ZM162 251V250H161ZM160 251V252H161ZM163 251H165V250H163ZM123 252H124V250H123ZM141 253V252H140ZM145 253V252H144ZM152 253H154V252H151V253H149V255L150 254H152ZM156 253V252H155ZM162 253V252H161ZM137 254V255H138ZM142 254L143 253H141V256L140 257H142ZM159 254V253H158ZM111 255V254H110ZM145 255V254H144ZM147 255V254H146ZM145 255V257H147ZM153 255V254H152ZM167 255V254H166ZM20 256H22V255H20ZM106 256V255H105ZM151 256V255H150ZM158 256H161V255H158ZM108 257V258H109ZM134 257V256H133ZM144 257V256H143ZM163 257V256H162ZM165 257V256H164ZM107 258V257H106ZM107 258V259H108ZM137 258H139L138 256H137ZM136 258V260H140V259H142V258H139V259H137ZM160 258V257H159ZM168 258H169V256H168ZM49 259V258H48ZM105 259V258H104ZM111 259V260H112ZM146 259V258H145ZM155 259V258H154ZM153 259V260H154ZM158 259V258H157ZM109 260V259H108ZM110 260V261H111ZM132 260H134V259H132ZM143 260V259H142ZM152 261V259H149V262H151ZM156 260V259H155ZM8 261V260H7ZM105 261H106V259H105ZM163 261V260H162ZM106 262H108V261H106ZM106 262H103V263H106ZM113 262V263H114ZM133 262V261H132ZM135 262V261H134ZM140 262V261H139ZM147 260L146 261H144V263H146L147 264ZM161 262V261H160ZM109 263V262H108ZM137 263H138V261H137ZM152 263V262H151ZM110 264H112V263H110ZM128 264V263H127ZM129 264H131L130 262H129ZM136 264V263H135ZM149 264V263H148Z\"/></svg>", "mask_w": 264, "mask_h": 264}]
</instances>
